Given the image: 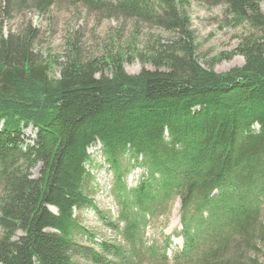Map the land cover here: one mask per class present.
<instances>
[{
    "label": "trees",
    "instance_id": "16d2710c",
    "mask_svg": "<svg viewBox=\"0 0 264 264\" xmlns=\"http://www.w3.org/2000/svg\"><path fill=\"white\" fill-rule=\"evenodd\" d=\"M57 1L0 0V11L44 14ZM60 1L134 19V33L128 49L118 43L99 57H85L69 41L58 64L37 52L32 25L0 37V264H137L145 256L167 264L168 242L148 244L145 234L177 198L184 245L174 263L258 264L252 254L264 242V0H202L222 5L227 25L250 27L233 51L244 64L226 72L200 63L189 0ZM142 23L168 36L136 47ZM131 58L152 68L129 73ZM29 126L36 129L30 142ZM97 143L114 168V219L89 188V148ZM123 157L144 170L133 187ZM87 207L122 242L95 241L76 217ZM83 235L93 244L80 243Z\"/></svg>",
    "mask_w": 264,
    "mask_h": 264
},
{
    "label": "rangeland",
    "instance_id": "374dc122",
    "mask_svg": "<svg viewBox=\"0 0 264 264\" xmlns=\"http://www.w3.org/2000/svg\"><path fill=\"white\" fill-rule=\"evenodd\" d=\"M264 12V2H262ZM188 10L193 21L196 41L198 43L197 57L200 63L206 67L213 61L217 72H226L230 69L242 66L244 57L233 53L238 46L240 38L249 34L250 27L241 25L233 27L225 23V15L222 5H211L202 0H189ZM134 19L108 16L104 11H92L84 5L73 2L57 1L44 14L31 9L23 15L10 13L3 15L0 11V37L7 35L13 30L25 28L32 25L38 31L36 39L37 52L42 58L54 57L55 64L62 60L61 56L66 52L69 41H74L81 48L85 57L101 56L108 49H115L117 44H122L128 49V42L132 38L134 30ZM151 36H168V33L147 23H142L141 32L135 41V46L141 48ZM220 59L216 60V58ZM59 60V61H58ZM57 66L52 69L53 75L60 76ZM127 72L136 74L143 67L152 68L151 64H143L137 58H131L124 64ZM36 129L29 126L25 129L28 142L35 137ZM92 162L88 165L91 173L90 192L96 206L105 213H110L114 219L118 216L119 207L114 195L115 174L114 168L106 160L100 143L89 148ZM126 170L125 180L129 187L137 185L144 170L140 167H132L126 157L122 158ZM41 166L34 168L32 173L35 177L39 175ZM180 199L177 198L170 211L165 216L152 219L146 229L145 240L148 244L164 246L168 242V263H174L175 253L183 247L180 236L182 225L180 222ZM76 217L86 229L90 230L95 241L107 240L111 243H120L123 238L120 233L109 228L99 217L93 207H87L76 211ZM124 222L120 226H124ZM1 233V229H0ZM21 232H19V235ZM78 241L85 245L93 242L85 235L79 236ZM258 264H264V242L259 249L252 254ZM112 258V257H111ZM85 264H88L84 261ZM137 264H155L148 257ZM157 264H166L159 260ZM179 264H187L180 261Z\"/></svg>",
    "mask_w": 264,
    "mask_h": 264
}]
</instances>
